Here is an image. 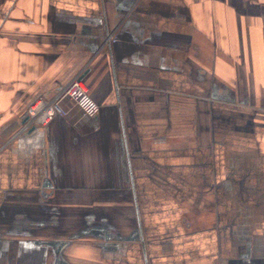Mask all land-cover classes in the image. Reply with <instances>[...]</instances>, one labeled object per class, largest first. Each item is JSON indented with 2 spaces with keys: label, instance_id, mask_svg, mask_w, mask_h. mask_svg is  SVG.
<instances>
[{
  "label": "crops",
  "instance_id": "obj_1",
  "mask_svg": "<svg viewBox=\"0 0 264 264\" xmlns=\"http://www.w3.org/2000/svg\"><path fill=\"white\" fill-rule=\"evenodd\" d=\"M0 264H264V0H0Z\"/></svg>",
  "mask_w": 264,
  "mask_h": 264
},
{
  "label": "built area",
  "instance_id": "obj_2",
  "mask_svg": "<svg viewBox=\"0 0 264 264\" xmlns=\"http://www.w3.org/2000/svg\"><path fill=\"white\" fill-rule=\"evenodd\" d=\"M116 41L113 33L107 35L109 44ZM66 103L76 106L86 116H93L99 110V105L91 97L87 83L81 78H73L60 91L52 97H39L26 109V121L21 127V132L30 127H44L56 116H66L69 108Z\"/></svg>",
  "mask_w": 264,
  "mask_h": 264
},
{
  "label": "water",
  "instance_id": "obj_3",
  "mask_svg": "<svg viewBox=\"0 0 264 264\" xmlns=\"http://www.w3.org/2000/svg\"><path fill=\"white\" fill-rule=\"evenodd\" d=\"M82 77V75H80L79 76V78H81ZM26 117L21 121V123H24L25 121H26ZM34 127H30L29 129H28V131H30V130H32Z\"/></svg>",
  "mask_w": 264,
  "mask_h": 264
}]
</instances>
